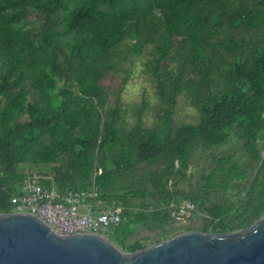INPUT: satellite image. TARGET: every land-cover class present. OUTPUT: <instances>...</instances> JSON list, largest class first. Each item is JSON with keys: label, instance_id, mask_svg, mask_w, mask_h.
Here are the masks:
<instances>
[{"label": "trees", "instance_id": "16d2710c", "mask_svg": "<svg viewBox=\"0 0 264 264\" xmlns=\"http://www.w3.org/2000/svg\"><path fill=\"white\" fill-rule=\"evenodd\" d=\"M124 45L136 55L154 47L147 66L160 101L157 127L144 126L145 101L128 131L120 98L108 104L103 81ZM184 94L199 121L175 127ZM263 112L264 0H0L2 214L14 211L28 176L17 166L45 165L51 170L32 174L45 187H98L102 200L124 207L107 235L127 252L148 247L131 240L141 228L160 231L154 244L182 234L171 229L168 206L184 199L203 212L201 228L187 232L246 229L264 214ZM235 128L248 169L227 154L213 160L198 193L170 188L198 147L222 146ZM129 177L139 186L128 188ZM216 190H237L239 199L215 201ZM139 197L152 203L135 209Z\"/></svg>", "mask_w": 264, "mask_h": 264}, {"label": "water", "instance_id": "95a60500", "mask_svg": "<svg viewBox=\"0 0 264 264\" xmlns=\"http://www.w3.org/2000/svg\"><path fill=\"white\" fill-rule=\"evenodd\" d=\"M0 264H264V214L240 231H189L124 252L101 235H60L29 213H0Z\"/></svg>", "mask_w": 264, "mask_h": 264}, {"label": "rangeland", "instance_id": "374dc122", "mask_svg": "<svg viewBox=\"0 0 264 264\" xmlns=\"http://www.w3.org/2000/svg\"><path fill=\"white\" fill-rule=\"evenodd\" d=\"M31 19L38 23L40 21L39 13L34 11L31 15ZM132 42H134V40L130 41L128 44H132ZM128 48V45L122 46L123 52L122 56L118 59L117 70L110 73L103 81V85L109 95L108 104L110 107H115L117 98H120V124L125 131H128L136 124L137 112L145 101L146 110L144 113V126L146 128L157 127L160 124L158 116L160 101L156 91V82L149 73L147 66L148 61L152 58L154 47L148 46L140 55L130 54ZM173 118L175 127L188 123H198L199 113L192 105L188 95L184 94L178 97V104ZM227 154L234 155L235 161L243 168L248 169L249 157L243 147L240 130L237 128L232 131L230 139L222 146L214 147L212 149L198 147L191 159V165L186 172L185 178L182 181H179L177 185L172 184L170 188L181 191L185 194L198 193L204 185V176L214 168L213 160L216 157ZM51 168L52 166L21 164L18 165L16 169L18 172L25 173L29 176L50 171ZM126 183L128 188L139 186L132 177H129L126 180ZM238 193L237 190H231L228 193L216 190L212 192L210 198L215 201L221 198H228L232 201H237L239 199ZM144 198L147 199H142L141 197L134 199L133 206L135 209H140L143 203H152V200L150 199L151 197ZM79 211L83 212L84 209L79 208ZM202 215L203 212L199 208L198 212L192 217V219L181 223L174 221L171 225V229L177 233L187 232V228L190 226L194 229H199L203 224ZM160 238V231L141 228L131 240L140 241L149 247L155 245L154 243ZM119 249L127 252L122 248Z\"/></svg>", "mask_w": 264, "mask_h": 264}, {"label": "built area", "instance_id": "2783aa9c", "mask_svg": "<svg viewBox=\"0 0 264 264\" xmlns=\"http://www.w3.org/2000/svg\"><path fill=\"white\" fill-rule=\"evenodd\" d=\"M261 154L264 156V138ZM168 211L173 221L181 223L192 219L198 206L184 199L172 202ZM13 212L34 215L60 235L92 233L108 237L107 233L123 221L124 207L115 200H102L98 187L60 192L42 185L38 176L29 175L19 187V203Z\"/></svg>", "mask_w": 264, "mask_h": 264}]
</instances>
